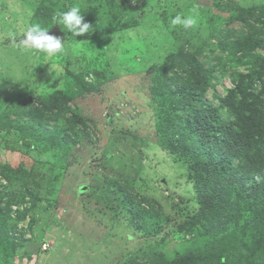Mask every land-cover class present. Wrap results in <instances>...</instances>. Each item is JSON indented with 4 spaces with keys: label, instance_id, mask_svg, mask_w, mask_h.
<instances>
[{
    "label": "trees",
    "instance_id": "1",
    "mask_svg": "<svg viewBox=\"0 0 264 264\" xmlns=\"http://www.w3.org/2000/svg\"><path fill=\"white\" fill-rule=\"evenodd\" d=\"M68 1L73 2L65 11L71 6L80 7L84 22L108 33L125 17L123 3L129 0L98 3L80 0L79 5L76 0ZM41 2L34 5L32 15L45 25L41 19L51 20V7ZM186 3L179 6L187 13L171 11L176 9L175 2L154 5L149 10L138 8L140 15L146 11L149 16L154 10H168L169 14L163 22L152 25L153 38L121 45L124 52L116 61L128 66L124 68L126 75L138 71L149 74L148 98L156 111L159 146L183 171L195 201L191 206L192 202L183 198L178 202L170 199L168 206L175 213L171 216L157 199L140 198L131 181L104 176L107 197L116 201V208L124 213L127 225L146 237H155L163 225L171 223L183 241L182 248L171 259L157 246H152L129 258L125 264H264V3L239 7L229 15H211L210 20H199L190 29L171 25V19L177 14L192 15L189 4L192 8L196 5L191 0ZM49 23L47 29L55 25ZM233 23H237L238 28L229 27ZM139 25L148 29L151 23L144 25L142 20L131 18L114 33L103 37L111 41L114 36ZM93 33L95 31L86 38L90 39ZM101 37H95L100 43V55L95 54L86 61L84 54L82 62L58 58L63 68L60 66L56 73L61 75L63 82L53 84L58 87L51 95L42 90L44 93L17 107L18 114L27 117L36 129L31 130L30 125L24 124L14 125V129L24 137L50 138L51 147L58 151V161L68 166L67 156L77 143L74 130L85 123L73 116L65 119L66 126L58 128L57 121L65 117L68 104L74 103L77 95L99 92L105 81L114 80L109 73L111 57L104 51ZM77 38L72 37L73 40ZM162 44L166 56L159 58L156 52ZM86 46L91 47L89 43ZM143 46L151 49L153 61L147 67L133 65V57L141 55ZM49 70L50 67L42 76L44 80ZM56 73L53 72L51 80L56 79ZM87 76H96L101 81L89 84L91 82L85 81ZM69 79L72 85L66 82ZM222 79H227L230 86L222 85L219 92L217 86ZM208 93H211V100L207 99ZM49 120L55 123L52 132L43 129ZM12 123L13 120H7L0 127L9 130ZM58 168L61 174L66 169ZM26 175V171L13 173L9 166L0 165V177L12 184L26 186ZM161 182L166 186V180ZM26 199L35 202L32 194ZM20 202L11 196L8 199L0 197L1 261L12 258L17 246L12 237L15 232L7 222L22 221L30 209L22 208L11 216L12 207Z\"/></svg>",
    "mask_w": 264,
    "mask_h": 264
},
{
    "label": "rangeland",
    "instance_id": "2",
    "mask_svg": "<svg viewBox=\"0 0 264 264\" xmlns=\"http://www.w3.org/2000/svg\"><path fill=\"white\" fill-rule=\"evenodd\" d=\"M39 1L51 7V20L41 19L46 24L54 23V14L65 11V7L73 2L0 0V125L13 120L11 129L0 127V165L9 166L13 173L27 172L26 186L12 184L0 177V197L8 199L11 196L14 201L20 202L32 194L35 200L28 202L26 199L12 207L11 216L22 208L30 209L22 221L7 222L12 232H15L12 237L17 246L13 257L7 261L0 260V264H125L129 258L152 246H157L171 259L183 244L181 236L175 233L174 224L163 225L160 234L155 237H146L131 228L126 223L124 213H119L121 210L116 208V201L107 197L103 178L107 176L110 179L131 181L140 198L146 196L157 199L164 206L166 214L171 216L175 213L168 206L170 199L178 202L183 198L194 206V195L182 175L183 171L159 146L156 111L148 98L149 74L138 71L134 75H126L124 68L128 66L116 63L123 51L121 45L128 46L145 38H153L152 25L163 22V18L169 14L168 10H154L149 16L146 11L140 15L142 13L138 8L149 10L154 5L159 7L175 2L176 9L171 11L187 13L179 6H185L187 0L124 1L125 17L117 23L116 28L122 27L123 22L131 18L142 20L144 25H151L148 29L139 25L114 36L111 41L105 40L103 36L105 34L108 37L107 34L114 33L116 28L107 33L92 26L95 34L89 35L90 39L86 38L89 33H85L73 40L71 33L68 34L61 25L64 51L57 54L59 57L51 58L21 43L28 26L39 24L42 28L48 27L42 25L41 21L37 22L39 19L35 16L33 18V7ZM76 1L78 5L82 2ZM191 1L199 13L197 21H208L211 15H229L230 11L236 12L239 7L264 3V0ZM84 5L88 6L85 2ZM189 5V13L193 14L194 8ZM159 12L162 13L161 17ZM229 27L238 28V24L233 23ZM50 30L52 27L48 28ZM10 34H14L15 38ZM97 36H102L100 41L105 45L104 51L111 57L109 73H112L114 80L105 81L99 92L77 95L74 103L68 104L69 110L65 117L57 121L58 128L66 126L65 119L73 116L81 118L85 123V126L79 125L74 130L77 143L67 156L70 163L68 166L58 161V151L51 147L50 138L24 137L14 129V125L18 124L30 125L31 130L36 129L27 117L18 114L17 107L25 100L44 93L42 90L51 95L58 87L53 84L63 82L61 75L56 73L61 66L58 58L82 62L84 54L86 61L95 54L100 55V43L95 40ZM86 43L91 47L87 48ZM163 46L158 45L160 53H156L159 58L166 56ZM143 47L145 49L141 55L133 57V65L147 67L153 61L151 49ZM49 67L50 74L44 80L42 76ZM53 72L57 77L51 80ZM97 75L103 77L102 73ZM98 80L96 76L85 78L87 83L91 82L89 84H98ZM68 81L69 85L73 84L71 79ZM222 85L227 88L230 86L227 79H222L221 85L217 86L219 92ZM210 96L211 93H208V100H211ZM54 127L55 123L51 120L43 125V129L48 132L54 131ZM59 166L66 168L62 174ZM162 180H166V186L160 184Z\"/></svg>",
    "mask_w": 264,
    "mask_h": 264
},
{
    "label": "clouds",
    "instance_id": "3",
    "mask_svg": "<svg viewBox=\"0 0 264 264\" xmlns=\"http://www.w3.org/2000/svg\"><path fill=\"white\" fill-rule=\"evenodd\" d=\"M135 2L136 0H132V3ZM192 12V15L187 16L177 14L171 19V25H181L184 29L193 28L197 23L199 13L195 8ZM53 21L55 25H53L52 28L54 26L59 27L63 25L73 37L90 33V29L92 31V25L88 22H84V17L78 6H71L67 11H57L53 16ZM48 33V29L42 28L39 24H32L24 31L21 43L27 48L44 53L47 58L54 57L58 53L64 51V38L61 36H53ZM10 35L15 38L14 34Z\"/></svg>",
    "mask_w": 264,
    "mask_h": 264
},
{
    "label": "water",
    "instance_id": "4",
    "mask_svg": "<svg viewBox=\"0 0 264 264\" xmlns=\"http://www.w3.org/2000/svg\"><path fill=\"white\" fill-rule=\"evenodd\" d=\"M50 35H53V36H61V37H64V34H62V32L60 31V28L58 26H54L52 28V30L49 31Z\"/></svg>",
    "mask_w": 264,
    "mask_h": 264
}]
</instances>
